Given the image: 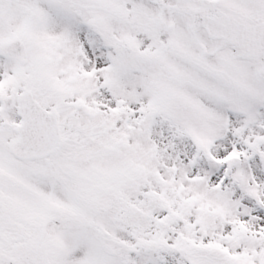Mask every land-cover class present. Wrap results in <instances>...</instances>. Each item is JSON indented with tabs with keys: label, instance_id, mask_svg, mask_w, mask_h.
Returning <instances> with one entry per match:
<instances>
[{
	"label": "snow or ice",
	"instance_id": "1",
	"mask_svg": "<svg viewBox=\"0 0 264 264\" xmlns=\"http://www.w3.org/2000/svg\"><path fill=\"white\" fill-rule=\"evenodd\" d=\"M0 264H264V0H0Z\"/></svg>",
	"mask_w": 264,
	"mask_h": 264
}]
</instances>
